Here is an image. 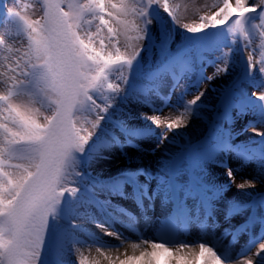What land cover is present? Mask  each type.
Instances as JSON below:
<instances>
[{
  "label": "snow or ice",
  "instance_id": "obj_1",
  "mask_svg": "<svg viewBox=\"0 0 264 264\" xmlns=\"http://www.w3.org/2000/svg\"><path fill=\"white\" fill-rule=\"evenodd\" d=\"M42 4V15L31 19L23 0H0V27L11 26L0 34V264H264V131L257 130L264 127V51L257 61L249 50L254 39L264 49V0H217L216 11L190 23L174 0ZM13 28L20 40L10 43ZM219 29L242 38L240 49L229 47L216 57L214 73L199 77L194 87L227 75L229 53L248 51L243 72L212 88L213 102H202L205 91L190 100L182 93L172 107L183 111L167 123L128 107L151 105L162 112L181 76L206 52L224 47L210 31ZM166 77L173 83L162 96ZM150 94L159 96V108ZM202 108L211 119L201 117ZM249 116L244 130L251 127L258 139L237 143L232 124ZM193 117L205 120V134L176 151L164 148L166 141L176 143L168 133L187 128ZM162 123L165 130L157 133ZM150 140L154 144L145 145ZM113 150L122 166L99 168ZM158 151L163 155L156 157ZM145 155L155 157L152 164L142 162ZM212 166L223 169L226 181ZM242 169L252 174L236 183ZM233 186L237 194L229 197ZM116 200L131 201L148 221L159 207L151 221L159 240L143 238L121 252L124 240L109 209L127 214L129 227L135 217ZM80 209L89 210L87 223L121 244L95 234L82 241L87 228ZM192 228L200 232L197 241L179 239ZM242 236L247 245L233 256ZM86 245L97 255L85 256Z\"/></svg>",
  "mask_w": 264,
  "mask_h": 264
},
{
  "label": "rangeland",
  "instance_id": "obj_2",
  "mask_svg": "<svg viewBox=\"0 0 264 264\" xmlns=\"http://www.w3.org/2000/svg\"><path fill=\"white\" fill-rule=\"evenodd\" d=\"M23 2L29 6L27 9V13L31 19H37L42 15V13H43L42 0H23ZM174 2L181 5V14L184 18V22L190 23L193 20H195L196 22H199V15H202L205 13L211 14V12L216 11V8L214 7V5L217 3V0H195V7L191 6V0H174ZM250 2H251V0H250ZM185 5H187V11L184 10ZM9 6H11V5L9 4ZM154 15H157L161 19V23L166 22L165 17H163L161 14L154 12ZM10 27L11 26H9V25H5V26L0 27V34H4V33L8 32V29ZM210 31H216L213 34V38L219 39V44L224 45V47H217L212 51L206 52L205 53L206 59L203 62L198 61L194 65L193 69L190 72L184 73L181 76L178 86L172 92V95L170 97L169 106L164 107L163 111L158 113L159 115L164 114V112H167V111L168 112L173 111L177 114H180V112L183 111V109L180 108L179 110H177V108H174L172 106L178 104L179 98L181 97L182 93H186L183 96L184 100H190V99L194 98V96L197 95L199 93V91H205V96L202 98V102L205 104H207L209 102H213L214 97L217 95V93H214L212 91V88L218 87L221 83H224V82H227V81L234 79L235 77H237L239 74H241L243 72L244 61L246 59L248 50H245L244 52L233 51V52L229 53L230 67H229V72L227 73V75L222 74L219 78H217L213 81L205 80L202 84H199L198 87L193 86L199 77L211 76L214 73L216 63H217L216 57L221 56L222 53H228L229 47H232V48L238 50V49H240V46H241L242 38L231 37V35L229 33H227L225 29L210 30ZM230 39L235 41L231 45H229ZM13 40H16V41L20 40L19 37L15 36L14 28L12 29L11 34L9 35V42L12 43ZM259 45H260L259 39H254V43L252 44L251 49H249V50H252V49L255 50L254 51V58L257 61H259L262 58L260 55L261 51H264V49H261L259 47ZM15 46L19 47L20 45H19V43H16ZM141 55L143 56L144 54L142 53ZM209 61H211V63H209ZM144 71L146 72V71H148V69L145 68ZM176 71L178 74L180 73V69H177ZM257 77H258V74H257ZM137 83L139 85L146 86L148 84V81L138 79ZM172 83H173V81H172L171 77H166L164 83L162 84V86L159 89V94L162 96H167L169 89L171 88ZM242 86L245 87V89L249 93L255 91L257 94H259V92L261 90L259 88H254L251 85H247V84L242 85ZM150 98H151L152 104H154L155 107L159 108L161 106L162 102H161L158 95L150 94ZM119 106L125 107V105H119ZM128 107H131L133 112H144L147 115L157 114V112H153L151 105L130 104V105H128ZM200 112H201V117H207L208 119H211V114L207 111V109L202 108L200 110ZM251 118H252L251 116L246 117V118L242 117V118L236 120L232 124L233 134L236 136V142L237 143H239L241 141L250 142L253 139H258L257 137H255L254 133L252 132L251 127H248L247 130H244L248 119H251ZM191 123H193L191 125L192 127L194 126L193 129H191V126H188L187 128H181L178 132L168 133L169 140L174 139L176 141V143L172 144V143L166 141L165 144L163 145V147L167 148L169 151H176L178 145L186 144L189 141H191V143H193V144L196 143V141L198 139H200L205 134V132L207 131L208 125L205 123V120L203 118L197 119L195 117L191 118L190 124ZM163 130H165L164 125H161V127L159 129H156L157 133H159L160 131H163ZM257 130L258 131H264V127L258 125ZM185 137H187L188 139L186 140ZM129 151L131 153V152H134L135 150L129 149ZM112 152H118V150H113ZM110 153H107V154H110ZM119 160H120L119 163H114L113 166L111 164L112 163L111 161H109V162L108 161H101L100 164L98 165V167L108 170L109 168L114 167V166H122L123 161L121 158ZM236 163L237 162L234 159L229 160L230 166L235 167ZM212 170L215 172V175L218 177L219 171L223 170V169H216L214 166H212ZM241 171L244 174L237 178L240 180V182H242L241 181L242 176H250L252 174L251 169H242ZM120 207L125 209V206H123V205H121ZM128 207H129V205H127L126 209ZM93 210L95 211V209H93ZM114 210H116V209H113V208L109 209V211H111L112 213ZM255 231L257 232V234L259 233L258 229H256ZM91 234H94V233H89L87 231V234H81L80 235V239H82V238L88 239V236ZM184 234L185 233H183L182 235H184ZM95 236H96V234H95ZM247 239H248L247 236H242L241 238H239L237 240L235 245H237V247H239V248H242L243 247L242 244L246 243ZM238 243H239V246H238Z\"/></svg>",
  "mask_w": 264,
  "mask_h": 264
},
{
  "label": "bare ground",
  "instance_id": "obj_3",
  "mask_svg": "<svg viewBox=\"0 0 264 264\" xmlns=\"http://www.w3.org/2000/svg\"><path fill=\"white\" fill-rule=\"evenodd\" d=\"M149 115H154V114H149ZM155 115H159L158 113ZM177 115V113L170 111V112H164V114H160V118L164 123H167L168 120L170 119H174ZM193 123L189 124V126H191ZM161 125H164L163 123ZM194 126H191V129H193ZM258 138V137H257ZM154 140H150V141H145V145H149V144H154ZM134 153V152H131ZM109 155H111L112 159L108 160L111 161L112 166L114 163H119V153L118 152H111ZM163 155L162 151H158L156 153V157H159ZM155 157H153L152 155H145L143 157L142 162L144 164H152L154 161ZM118 166H114L109 168L108 170L111 171H115V169ZM223 170H220L218 173V178L221 180L226 181V177L222 175ZM244 173L242 171L237 173V177H236V183H240V180L237 179L238 177H240L241 175H243ZM237 194V189L235 188V186H233L227 193V195L229 197H232L233 195ZM240 196V198H243V194L239 193L238 194ZM116 204L118 205H123L125 206V209L127 207V205H129V207L126 209L128 212H130L134 217H135V223H134V227H129V225L132 223V220L130 219V217L127 214H122L121 212H118L116 210L113 211L114 216L117 219V222L115 224V228L118 230L119 233H121L123 240H124V244L123 246H121L120 251L123 252L125 247H127V245L131 242H139L140 239L146 238V239H157L159 240V235H158V231H157V224L153 223L151 221H156L157 216L159 215V207H157L156 210V214H152L151 212L148 213L149 216H151V221L146 220L144 214L136 207L135 204H133L131 201H120V200H116L115 201ZM115 209V208H113ZM79 211L81 212H85V220L83 221L85 223V226L87 228V231L89 233H94L96 234V237H99L101 240L107 242L110 245H120L121 241L117 240L113 237H107L104 236L103 232L96 228L94 225L87 223L86 221V215H87V211L86 209H80ZM90 211L95 212L93 209H90ZM99 218V217H98ZM77 221L80 223L82 222L79 218H77ZM240 221V217L237 216L232 223L233 224H238ZM225 226L222 222L221 227ZM200 237V232L197 228H192L189 229L184 235H181V237L179 239L181 240H186L189 243H192L194 241H197ZM82 241H87L88 239H81ZM236 244V243H235ZM247 242L242 244V248L246 247ZM239 246V243H238ZM242 248L237 247V245H233L231 251L233 256L236 255V253L240 252V250ZM131 250L129 249V252ZM82 252L85 256H89V257H94L97 255V253H95L94 247H92L89 250V247L86 245L84 249H82ZM113 255H116L118 253H116L115 251L112 252ZM228 253H225V255H227Z\"/></svg>",
  "mask_w": 264,
  "mask_h": 264
}]
</instances>
